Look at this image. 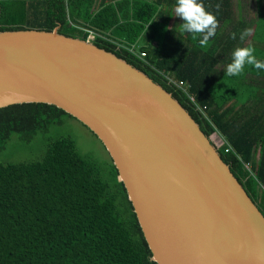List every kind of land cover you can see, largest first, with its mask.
Here are the masks:
<instances>
[{
    "label": "trees",
    "instance_id": "trees-1",
    "mask_svg": "<svg viewBox=\"0 0 264 264\" xmlns=\"http://www.w3.org/2000/svg\"><path fill=\"white\" fill-rule=\"evenodd\" d=\"M242 22L232 0H0V31L102 35L92 42L159 83L206 136H221L219 155L264 216V30L253 32L260 45L236 44ZM64 118L74 117L44 102L1 107L0 150L13 133L30 141ZM45 146L40 159L0 162V264H158L111 158L104 167L69 135Z\"/></svg>",
    "mask_w": 264,
    "mask_h": 264
},
{
    "label": "water",
    "instance_id": "water-1",
    "mask_svg": "<svg viewBox=\"0 0 264 264\" xmlns=\"http://www.w3.org/2000/svg\"><path fill=\"white\" fill-rule=\"evenodd\" d=\"M54 104L102 142L158 264H264V216L188 111L93 42L0 31V108Z\"/></svg>",
    "mask_w": 264,
    "mask_h": 264
},
{
    "label": "rangeland",
    "instance_id": "rangeland-1",
    "mask_svg": "<svg viewBox=\"0 0 264 264\" xmlns=\"http://www.w3.org/2000/svg\"><path fill=\"white\" fill-rule=\"evenodd\" d=\"M249 1V0H244ZM251 7L254 0H250ZM176 16H179L174 8ZM71 136L80 152L90 155L98 162L103 163L104 167L110 160V156L102 142L85 127L80 121L74 118H64L60 123L50 125L47 132H38L30 141H23L18 134L13 133L6 143L4 149L0 150V162H20L40 159L45 151L48 138L58 136ZM214 139L213 136L210 137ZM215 146L219 142H214Z\"/></svg>",
    "mask_w": 264,
    "mask_h": 264
},
{
    "label": "crops",
    "instance_id": "crops-1",
    "mask_svg": "<svg viewBox=\"0 0 264 264\" xmlns=\"http://www.w3.org/2000/svg\"><path fill=\"white\" fill-rule=\"evenodd\" d=\"M244 2H245L244 0H232L233 11L235 15L240 16L243 19V22L238 27L239 34L235 37L234 43L242 44L243 46H254V44L260 45L258 41L254 40L253 32L254 30L260 29V28L264 30V8L262 9L263 12L261 13L255 6V1L252 7L250 5L251 4L250 0H249V5H245ZM260 14L262 15L261 17H260ZM232 23H239L238 18L236 17L232 21H230V23H228V25L226 26V29L228 30V32H231L230 26ZM260 24L262 25L259 28L258 26ZM249 53L250 52H247L246 54H244L243 58L245 59ZM211 136H213L214 138V139H211L213 142H219V144H222L223 139L221 138L219 134L214 133Z\"/></svg>",
    "mask_w": 264,
    "mask_h": 264
},
{
    "label": "built area",
    "instance_id": "built-area-1",
    "mask_svg": "<svg viewBox=\"0 0 264 264\" xmlns=\"http://www.w3.org/2000/svg\"><path fill=\"white\" fill-rule=\"evenodd\" d=\"M87 32H88V37H87V40H88V41H91V42H92V40H93L96 36L101 37V38H104L102 35L96 33V32L93 31V30H87ZM116 44H117L118 46H122V44H118V43H116ZM127 50H128L130 53H132V54L138 56L139 58H142V57L145 56V53H144V52H137V50L135 49V46H134V45H131V46L127 47ZM169 81H171V82H172L173 84H175L177 87H179V88H181L182 90H184V91L187 92L188 85L186 84L185 81H181V80L178 81V80H175V79H172V78H170ZM218 145H220V144H218ZM226 151H227V149H226Z\"/></svg>",
    "mask_w": 264,
    "mask_h": 264
}]
</instances>
